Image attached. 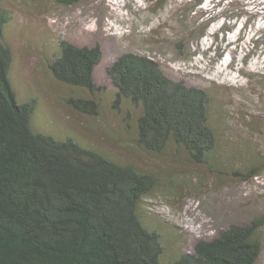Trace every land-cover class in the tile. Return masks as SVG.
Listing matches in <instances>:
<instances>
[{
	"label": "trees",
	"instance_id": "trees-1",
	"mask_svg": "<svg viewBox=\"0 0 264 264\" xmlns=\"http://www.w3.org/2000/svg\"><path fill=\"white\" fill-rule=\"evenodd\" d=\"M3 1L0 264H255L263 218L232 223L217 236L198 240L192 251L175 250L173 230L165 232L162 223L153 221L146 205L155 193L177 194L183 182L173 171L168 177L148 172L137 160L89 144L84 135L65 128L49 133L35 126V117L41 115L37 99L20 101L10 77L14 52L5 31L11 15ZM54 1L67 6L77 0ZM54 49L46 75L66 88L59 99L70 112L93 120L91 131L105 132L122 148L217 170L219 158L227 154L218 144L224 118L206 90L172 81L155 63L125 53L107 68L114 88L108 112L117 119L107 117L108 123L102 124V115L108 113L102 98L108 91L93 78L100 48H77L58 40ZM113 121L127 139L114 137L109 127ZM254 163L232 175L257 177L264 161Z\"/></svg>",
	"mask_w": 264,
	"mask_h": 264
},
{
	"label": "rangeland",
	"instance_id": "rangeland-1",
	"mask_svg": "<svg viewBox=\"0 0 264 264\" xmlns=\"http://www.w3.org/2000/svg\"><path fill=\"white\" fill-rule=\"evenodd\" d=\"M3 6L11 15L5 31L14 52L10 77L20 101L37 99L36 127L84 135L89 144L137 160L148 172L168 177L173 171L183 182L177 194L155 193L146 205L153 221L173 230L175 250L192 251L198 240L232 223L263 218L255 264H264V171L250 180L232 175L264 161V0H77L67 6L4 0ZM58 40L100 48L93 78L108 91L102 98L107 112L114 91L107 68L125 53L155 63L172 81L206 90L224 118L218 144L227 154L217 170L122 148L105 132L91 131L93 120L70 112L59 99L66 88L46 75ZM102 116V124L114 117ZM109 124L115 138H128L118 121Z\"/></svg>",
	"mask_w": 264,
	"mask_h": 264
}]
</instances>
